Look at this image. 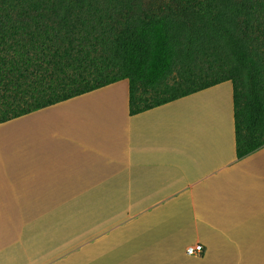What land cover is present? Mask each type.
<instances>
[{"label": "crops", "instance_id": "crops-1", "mask_svg": "<svg viewBox=\"0 0 264 264\" xmlns=\"http://www.w3.org/2000/svg\"><path fill=\"white\" fill-rule=\"evenodd\" d=\"M0 264H264L232 82L131 115L121 80L1 123Z\"/></svg>", "mask_w": 264, "mask_h": 264}, {"label": "trees", "instance_id": "trees-1", "mask_svg": "<svg viewBox=\"0 0 264 264\" xmlns=\"http://www.w3.org/2000/svg\"><path fill=\"white\" fill-rule=\"evenodd\" d=\"M121 80L131 115L231 81L250 155L264 147V0H0V124Z\"/></svg>", "mask_w": 264, "mask_h": 264}, {"label": "built area", "instance_id": "built-area-1", "mask_svg": "<svg viewBox=\"0 0 264 264\" xmlns=\"http://www.w3.org/2000/svg\"><path fill=\"white\" fill-rule=\"evenodd\" d=\"M203 252H204V247L201 244L188 246L186 248V254L190 257H199L203 254Z\"/></svg>", "mask_w": 264, "mask_h": 264}, {"label": "rangeland", "instance_id": "rangeland-1", "mask_svg": "<svg viewBox=\"0 0 264 264\" xmlns=\"http://www.w3.org/2000/svg\"><path fill=\"white\" fill-rule=\"evenodd\" d=\"M178 79H179V77H178V75H177V73H175L170 79H169V81H168V84L170 85V86H174V85H176L177 84V81H178ZM155 94H153V95H148V97H150L151 99H154L155 98ZM158 96V95H157ZM104 199H92V203H95V204H100L102 201H103ZM107 201H110V200H112V199H106Z\"/></svg>", "mask_w": 264, "mask_h": 264}]
</instances>
